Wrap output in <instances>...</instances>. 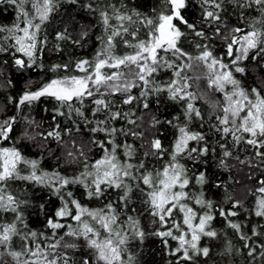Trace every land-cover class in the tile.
<instances>
[{
	"label": "snow or ice",
	"instance_id": "obj_1",
	"mask_svg": "<svg viewBox=\"0 0 264 264\" xmlns=\"http://www.w3.org/2000/svg\"><path fill=\"white\" fill-rule=\"evenodd\" d=\"M0 5L14 10L11 24H0V54L20 70L43 69L38 61L45 52L59 55L67 46L86 48L93 29H100L90 57L54 63L48 68L51 78L35 90H24L18 99L9 97L18 109L54 102L51 130L29 134L26 128L20 137L40 149L49 140L67 148L64 136L71 137L73 128L62 129L57 117L71 122L76 132L83 124L92 135L87 153L71 140L76 151L68 150L65 162L80 165V170L69 175L59 167H43V154L32 158L22 152L20 139L12 135L15 116L0 120V264H72L68 250L81 247L79 264H139L129 246L143 244L149 236L160 241L170 257L167 264H208L214 255L264 264V177L248 189L252 203L246 207L223 182L210 180L208 167L218 147L217 166L227 170L229 158L239 160L233 149L243 144L257 161L248 160L249 166L264 170V89L246 88L240 78L247 61L264 60V0H154L147 11L136 0H0ZM65 5L89 14L95 24L81 25L75 35L66 24L50 40L48 26ZM232 17L237 18L235 25L228 22ZM217 39L223 44L219 54L210 43ZM196 69L195 77L189 74ZM193 79L205 80L209 90L220 94L210 104V128L219 136L216 146L203 132L191 130L194 120H204L197 101L206 96L192 91ZM162 103L179 108L183 120L181 115L161 120L153 114L150 127L167 124L175 129L174 139L166 148L153 138L137 160L135 146L119 138H142V132L126 125L139 128L144 118L136 109ZM96 150L98 158H90ZM152 160L162 163L157 167ZM209 187L222 189L223 200L208 198ZM77 190L83 199L77 198ZM38 192L47 199L36 196ZM30 194L42 202L34 203ZM93 201L102 206H89ZM137 203L143 205L139 214ZM29 209L43 218L42 230L30 226ZM144 213L150 230L142 225ZM241 213L244 220L238 219ZM252 217L257 223L249 229ZM217 220L223 229L214 226ZM228 229L239 247L228 238ZM216 240H223L222 251L214 252L207 243Z\"/></svg>",
	"mask_w": 264,
	"mask_h": 264
},
{
	"label": "trees",
	"instance_id": "obj_2",
	"mask_svg": "<svg viewBox=\"0 0 264 264\" xmlns=\"http://www.w3.org/2000/svg\"><path fill=\"white\" fill-rule=\"evenodd\" d=\"M136 3L141 6V10L147 11L154 3V0H136ZM65 8L67 11H65ZM61 17L63 18V22L61 21ZM71 17H75V20H72ZM14 19V10L10 6L0 5V24L9 25ZM230 24L235 25L237 23V18L232 17L228 21ZM69 26V30L73 32L75 35L79 30L81 25H92L95 24V20L92 17L82 12L79 9H75L71 6L65 5L62 7L58 16L54 17L53 23L48 26L49 39L51 40L52 33L56 29H63L65 25ZM100 33L99 27H96L92 31V42L84 49H73L70 46L65 47V51L59 55L54 53L45 52L44 58L42 61H38L39 63H43V69L39 67H33L31 69L20 70L16 68L12 60L7 56L0 54V61L8 60L7 64L0 63V120H3L7 117H16V124L14 125L13 138L20 139L21 134L27 128L29 134H33L34 132H47L51 130L53 126L52 109L54 107V102L49 100H42L36 104H33L31 107H20L19 109L16 106L15 102H10L9 97L18 99V97L23 93L24 90L31 88L35 90L36 87L43 81L51 78L54 74L48 71L50 65L54 63H64L67 62L68 59L71 58H79L83 56L90 57L96 47V41L94 37ZM215 44V51L219 54L223 51V44L218 39L214 42H210ZM185 49L190 51L193 55L196 54V51L192 48H189L185 45ZM246 74L241 76V80L243 85L246 88L257 87L264 89V60L261 61H252L249 60L245 64ZM192 75L191 73H189ZM11 81L9 85L7 81ZM194 80V79H193ZM193 87L192 91L199 93H203L205 87L203 82L192 81ZM206 99V100H205ZM205 99L197 101V106L201 109L202 115L204 117L203 122L200 120H194L191 124V130L203 132L209 139V143L212 146H216V142L219 139L218 134L210 128L209 117L212 116V110L210 108V103L207 101V95ZM118 102V101H117ZM125 107V110H127ZM47 109V111L45 110ZM155 114L159 119H172L173 116L181 115V110L170 103H162L158 107L153 104L150 110H142L136 109L137 116H143V122L138 121L140 123V127L136 128L132 125H126L127 128H132L137 132H142V138H135L132 136L128 137H120V140L127 139L128 143H131L137 149L136 159H140L143 156L145 151L149 149V141L153 138H159L162 140L164 146L166 148H170L172 140L175 136V129L168 126L167 124L157 125L155 128H151L149 125L150 117ZM27 120H33L37 124L40 125L38 128L28 127ZM64 118L57 117L56 122L61 123V128L72 127L73 131L71 137L64 136V140L68 142L67 148L58 146L55 141L49 140L47 142V148L52 150L51 155H49L47 148L40 149L36 146L34 142H28L20 139V142L17 144L18 147L21 148L22 152L32 158L38 157V155L43 154L44 160L42 161V166L46 169H52L59 167L62 172H66L71 175L74 172L80 170V165L77 164H69L66 163V153L68 150L76 151V148L72 147L71 140H75L77 146L83 145L84 150L87 153L88 147L90 146V137L91 133L87 131L83 124H81V131L76 132L75 128L72 126L71 122L67 124L63 123ZM181 120L183 117L181 115ZM120 123V122H118ZM211 123H216L215 118L212 117ZM202 125V126H201ZM90 127V126H89ZM39 141V138H38ZM228 145L231 148V141H228ZM100 155L99 151L96 150L93 153H89L90 158H98ZM239 157V160L229 158L228 164L229 168L227 170L218 167V161L220 159V150L217 147V152L215 157H209L208 159V167L210 168V180L213 183L217 181H221L224 185L227 186L228 191L232 194V196L236 199L243 200L246 207L251 206L252 197L248 195V189H254L257 187V179L260 177H264V170L253 168L249 166L247 163L248 160L252 159L253 163H256V159L253 158V150L250 146H246L241 144L239 148L233 149V157ZM57 157L60 159L57 160ZM151 160L152 158L149 157ZM167 159V156L165 157ZM240 161H245V163H241ZM152 162L159 167L160 163L155 160ZM249 174L252 175V179H249ZM206 193L208 198L213 199L216 202H220L223 200L224 192L222 189H218L215 187L206 188ZM36 196H43L44 199H47V196L43 192H38L35 194ZM77 198L83 199L80 196V190L76 191ZM30 199L34 200V203L38 204L42 202L41 200H36L34 196L29 195ZM54 199V198H53ZM55 207V204L51 205ZM91 207H100L102 206L99 202H91ZM137 208V214L141 212L143 205L137 203L134 205ZM227 206V205H226ZM28 212H31L32 215L29 216L30 226L34 230H42L43 227V218L38 217L35 214L34 209H29ZM28 213L26 212V215ZM142 225L146 230L151 229V225L148 223V216L146 213L141 215ZM240 220H244L245 216L241 213V216L238 218ZM257 223V218H250L248 220V228L250 229ZM214 226L217 229H223V222L221 220H217L214 222ZM64 230H61L63 233ZM248 231V229H245ZM228 238L232 240L233 244L237 247L240 246V242L232 235L230 229L227 230ZM65 239H70L66 237ZM205 241H202L204 243ZM79 244L83 245V241H78ZM209 246L213 247L214 252L223 250V240L216 241H207ZM19 244V241L16 242ZM131 251L138 254L139 264H167V260L170 257H167L163 250L160 241L155 237H147L143 244H140L138 241H134L130 244ZM84 249L81 247L80 249H69L68 254L71 257L72 264H79V260L83 253ZM208 264H247L246 258L242 256H233L232 258L213 256L211 260H209Z\"/></svg>",
	"mask_w": 264,
	"mask_h": 264
},
{
	"label": "rangeland",
	"instance_id": "obj_3",
	"mask_svg": "<svg viewBox=\"0 0 264 264\" xmlns=\"http://www.w3.org/2000/svg\"><path fill=\"white\" fill-rule=\"evenodd\" d=\"M199 71H200V70L196 69V70H193V71L190 72V73L192 74L193 77H195V76L199 73ZM194 80H195V79H194ZM194 80H193V81H194ZM195 81H196L197 83H198V82H203L204 87H205L203 93L207 95V101H208L210 104H211L212 101H214V100H218V99L221 98L219 93H216V92H214V91H212V90H209V89L207 88V84H206V81H205V80L201 79V80H199V81H197V80H195ZM205 100H206V99H205Z\"/></svg>",
	"mask_w": 264,
	"mask_h": 264
}]
</instances>
